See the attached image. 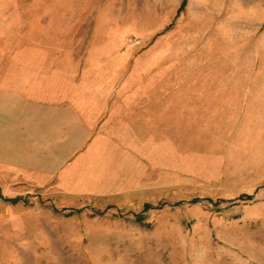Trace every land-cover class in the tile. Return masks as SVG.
<instances>
[{
  "label": "crops",
  "instance_id": "crops-1",
  "mask_svg": "<svg viewBox=\"0 0 264 264\" xmlns=\"http://www.w3.org/2000/svg\"><path fill=\"white\" fill-rule=\"evenodd\" d=\"M170 14L142 20L121 0H0V162H10L0 220L10 217V242L141 237L142 211L153 220L165 186L160 157L173 189L170 157H185L176 146L213 115L239 113L248 90L237 62L230 73L176 68L193 14L161 31Z\"/></svg>",
  "mask_w": 264,
  "mask_h": 264
},
{
  "label": "rangeland",
  "instance_id": "rangeland-1",
  "mask_svg": "<svg viewBox=\"0 0 264 264\" xmlns=\"http://www.w3.org/2000/svg\"><path fill=\"white\" fill-rule=\"evenodd\" d=\"M180 2L121 0L142 20L171 12L161 31L192 11L193 17L184 19V38L175 43L176 68L190 75L209 69L230 73L237 62L240 90H248L239 113L213 115L206 129L191 130L188 145L176 146L185 157H170L173 189L166 186V157H160L165 186L153 220L146 217L147 208L142 211L141 237L10 242V217H5L0 264H264V0H183L178 10ZM3 172L10 174V162H0ZM7 183L10 193V177ZM4 197L10 194L0 193V203Z\"/></svg>",
  "mask_w": 264,
  "mask_h": 264
},
{
  "label": "trees",
  "instance_id": "trees-1",
  "mask_svg": "<svg viewBox=\"0 0 264 264\" xmlns=\"http://www.w3.org/2000/svg\"><path fill=\"white\" fill-rule=\"evenodd\" d=\"M182 4H183V0H181V2H180V4H179V6H178L177 9H180V7H181ZM8 200H10V198Z\"/></svg>",
  "mask_w": 264,
  "mask_h": 264
}]
</instances>
